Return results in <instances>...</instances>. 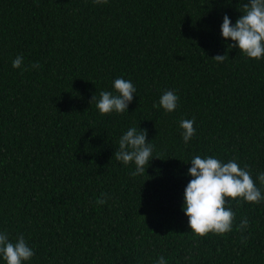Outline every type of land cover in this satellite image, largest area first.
<instances>
[{
	"label": "trees",
	"instance_id": "obj_1",
	"mask_svg": "<svg viewBox=\"0 0 264 264\" xmlns=\"http://www.w3.org/2000/svg\"><path fill=\"white\" fill-rule=\"evenodd\" d=\"M246 2L0 0V232L23 234L24 264H264V201L232 202L223 236L194 239L182 211L197 155L247 165L264 195V57L220 34ZM18 55L26 71L12 67ZM117 78L133 100L101 115L91 99ZM169 90L176 109L154 108ZM193 118L186 144L180 122ZM130 127L153 145L135 177L114 155Z\"/></svg>",
	"mask_w": 264,
	"mask_h": 264
},
{
	"label": "clouds",
	"instance_id": "obj_2",
	"mask_svg": "<svg viewBox=\"0 0 264 264\" xmlns=\"http://www.w3.org/2000/svg\"><path fill=\"white\" fill-rule=\"evenodd\" d=\"M108 0H93L94 4H104ZM241 15L233 24L225 15L220 26L221 37L231 40L229 48H237L248 59L260 60L264 57V0H247L241 5ZM222 63L225 55L212 57ZM23 57L18 55L12 61L14 69H22ZM32 69L40 68L39 63L32 64ZM24 68L22 71H26ZM136 88L130 80L115 79L113 91H101L99 99L95 96V107L99 114H122L127 111L133 100ZM178 96L174 91H165L154 108H162L165 113L172 112L177 107ZM182 139L187 144L195 135L194 118L181 120ZM153 145L147 141V131L130 127L119 139V149L114 153L115 159L124 165L134 163L135 171L130 173L135 177L145 174L149 161L152 159ZM191 167L187 175L191 177L184 189L182 211L188 218V227L193 238H203L209 233L223 236L233 230L235 212L229 206L235 202L259 204L264 201L260 188L256 186L247 165L241 167L235 159L228 162L208 156L197 155L190 161ZM260 185L264 186V172L257 176ZM107 194L102 193L96 200L98 205L105 204ZM249 221L243 218L236 226L241 233L247 229ZM247 237L241 238L246 243ZM34 252L23 236L19 235L13 242L6 232H0V257L5 264H24L31 260ZM156 264H167L163 256Z\"/></svg>",
	"mask_w": 264,
	"mask_h": 264
}]
</instances>
